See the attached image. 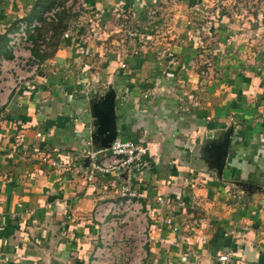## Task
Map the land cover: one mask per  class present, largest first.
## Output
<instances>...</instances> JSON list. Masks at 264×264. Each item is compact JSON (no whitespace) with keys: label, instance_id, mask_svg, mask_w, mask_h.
<instances>
[{"label":"crops","instance_id":"1","mask_svg":"<svg viewBox=\"0 0 264 264\" xmlns=\"http://www.w3.org/2000/svg\"><path fill=\"white\" fill-rule=\"evenodd\" d=\"M45 1L0 0V34ZM250 1L84 0L34 75L5 55L0 264H88L92 211L126 182L147 223L142 264H264V0ZM116 138L146 146L147 167L88 183L85 153Z\"/></svg>","mask_w":264,"mask_h":264},{"label":"built area","instance_id":"2","mask_svg":"<svg viewBox=\"0 0 264 264\" xmlns=\"http://www.w3.org/2000/svg\"><path fill=\"white\" fill-rule=\"evenodd\" d=\"M83 2L84 0H68L64 7H53L43 12L39 20L30 23L27 21L18 22L15 29L6 35L7 46H5V49L8 56L11 55L16 60H21L24 65L31 62L32 70L29 75H34L38 69L39 61L31 54L33 44L29 38L30 34L35 28L40 27L42 21L48 23L56 21L57 14L64 8L78 12L80 10L78 6H82ZM70 37L71 35L68 33L63 35L65 39H71ZM47 39L46 37L44 42H47ZM44 42H39L41 53L46 50ZM31 63L29 66H31ZM6 64H8L6 56L0 54V69ZM202 74L204 75L203 72ZM20 81V77L14 79L10 87H15ZM10 91L11 89L8 90V92ZM147 155L148 148L146 146L131 139L116 138L108 149L87 151L85 153L89 167L86 180L88 183H92L97 174L106 177L125 175L126 180H129L147 167ZM129 185L126 182L121 187L120 192H117L118 202L100 203L92 211L94 220L98 224L96 229L97 241L87 260L88 264H142L145 260L147 223L140 204L135 202L138 194ZM157 201L162 202V199L158 198ZM123 212L124 214L121 216ZM128 218L129 222L126 220ZM122 223H126L124 229L133 226L131 233L118 226ZM166 224L169 226L171 222L167 221ZM119 236L123 238H118ZM218 260L221 263L226 262L228 256L223 255Z\"/></svg>","mask_w":264,"mask_h":264},{"label":"trees","instance_id":"3","mask_svg":"<svg viewBox=\"0 0 264 264\" xmlns=\"http://www.w3.org/2000/svg\"><path fill=\"white\" fill-rule=\"evenodd\" d=\"M68 0H55L56 5L53 6L51 1L46 0L45 3L47 2L50 4L48 6L53 8V7H64L65 3ZM53 2V1H52ZM46 3V4H47ZM42 5V3H41ZM40 6V9L43 7ZM39 10H37L38 13ZM71 14L69 13V9L64 8L62 11H60L57 16H56V21H53L51 23L48 22H41L40 27L35 28L33 32L30 34L29 38L33 44V48L31 50L32 55L38 59V61L44 60L46 57H50L54 50L57 47V42H59V39L61 38V35H63L64 31L66 30L67 26L65 22L70 18ZM32 21H29V23ZM9 32V31H8ZM7 31L4 33L0 34V54L8 55L5 46L7 42L6 38ZM47 39V42H44L45 38ZM43 41L45 43L46 50L44 52L39 51V42Z\"/></svg>","mask_w":264,"mask_h":264},{"label":"rangeland","instance_id":"4","mask_svg":"<svg viewBox=\"0 0 264 264\" xmlns=\"http://www.w3.org/2000/svg\"><path fill=\"white\" fill-rule=\"evenodd\" d=\"M246 4V8L248 9V10H250L251 12H254V11H256L255 10V6L254 5H252V3H251V1L250 0H248V2L247 3H245ZM147 16V15H146ZM147 17H150V18H147V19H145L146 21H147V23L148 22H151L152 20H154V21H156V19L153 17V16H147ZM152 17H153V19H152ZM156 18L158 19L159 18V16L157 17L156 16ZM145 32H148V34L150 35L151 34V32L152 33H156L155 32V29H149V27L147 26L145 29ZM144 30H143V32H144ZM7 46V45H6ZM3 56H4V54H3ZM206 66H207V64H205V66H203V68H206ZM93 247H94V245H92ZM91 246H89L88 247V249H89V251H90V248ZM72 248V247H71ZM88 249H86L87 251H88ZM74 248L72 249V253H74ZM93 251V250H92ZM92 251L90 252V253H92ZM74 256L72 255L70 258H73ZM48 260V259H47ZM73 260V259H72ZM72 260H69V261H72ZM68 264V263H66L65 261H58V260H55V259H51L50 258V264Z\"/></svg>","mask_w":264,"mask_h":264},{"label":"water","instance_id":"5","mask_svg":"<svg viewBox=\"0 0 264 264\" xmlns=\"http://www.w3.org/2000/svg\"><path fill=\"white\" fill-rule=\"evenodd\" d=\"M112 115V114H111ZM112 121V122H111ZM111 121H109V119H108V122H110L109 124H112V126L114 125V122H113V117H111ZM114 140V139H113ZM112 140V141H113Z\"/></svg>","mask_w":264,"mask_h":264}]
</instances>
